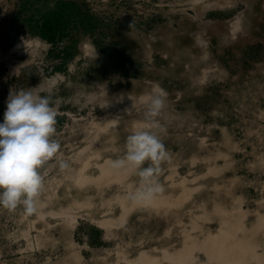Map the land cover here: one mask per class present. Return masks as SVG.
<instances>
[{
	"label": "rangeland",
	"instance_id": "374dc122",
	"mask_svg": "<svg viewBox=\"0 0 264 264\" xmlns=\"http://www.w3.org/2000/svg\"><path fill=\"white\" fill-rule=\"evenodd\" d=\"M41 82L61 148L36 212L0 207V264H264V0H0V122ZM153 83L146 180L113 162Z\"/></svg>",
	"mask_w": 264,
	"mask_h": 264
},
{
	"label": "clouds",
	"instance_id": "9594fccd",
	"mask_svg": "<svg viewBox=\"0 0 264 264\" xmlns=\"http://www.w3.org/2000/svg\"><path fill=\"white\" fill-rule=\"evenodd\" d=\"M166 97V90L158 83L139 96L145 106L144 117L133 123L125 140L124 155L113 162V167L136 169L146 180L154 176L157 169L153 165L166 155L158 134L162 130L158 117L165 108ZM57 116L58 103L53 101L52 89L45 83L10 91L0 122V207L14 210L22 206L26 214H31L42 206L41 169L61 148L55 139ZM153 190L149 188L139 195H150Z\"/></svg>",
	"mask_w": 264,
	"mask_h": 264
}]
</instances>
